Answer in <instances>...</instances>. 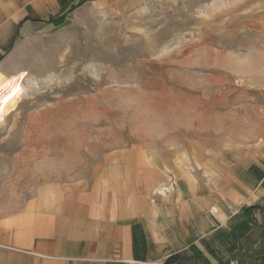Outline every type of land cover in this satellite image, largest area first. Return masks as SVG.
Listing matches in <instances>:
<instances>
[{"label":"rangeland","instance_id":"374dc122","mask_svg":"<svg viewBox=\"0 0 264 264\" xmlns=\"http://www.w3.org/2000/svg\"><path fill=\"white\" fill-rule=\"evenodd\" d=\"M32 25L0 73V264H37L39 201L118 160L207 181L264 149V0H106Z\"/></svg>","mask_w":264,"mask_h":264},{"label":"crops","instance_id":"0c3cea01","mask_svg":"<svg viewBox=\"0 0 264 264\" xmlns=\"http://www.w3.org/2000/svg\"><path fill=\"white\" fill-rule=\"evenodd\" d=\"M100 1H0V73H8L12 41L32 24ZM247 152L207 181L118 160L107 179L40 200L26 250L37 264H264V149Z\"/></svg>","mask_w":264,"mask_h":264},{"label":"built area","instance_id":"2783aa9c","mask_svg":"<svg viewBox=\"0 0 264 264\" xmlns=\"http://www.w3.org/2000/svg\"><path fill=\"white\" fill-rule=\"evenodd\" d=\"M227 264H238V262L235 259H230Z\"/></svg>","mask_w":264,"mask_h":264},{"label":"trees","instance_id":"16d2710c","mask_svg":"<svg viewBox=\"0 0 264 264\" xmlns=\"http://www.w3.org/2000/svg\"><path fill=\"white\" fill-rule=\"evenodd\" d=\"M12 43H13V41H12Z\"/></svg>","mask_w":264,"mask_h":264}]
</instances>
